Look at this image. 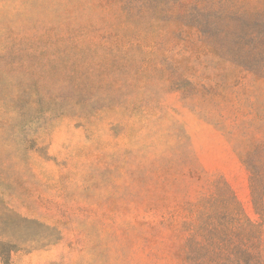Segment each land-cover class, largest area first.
Here are the masks:
<instances>
[{
    "label": "rangeland",
    "instance_id": "obj_1",
    "mask_svg": "<svg viewBox=\"0 0 264 264\" xmlns=\"http://www.w3.org/2000/svg\"><path fill=\"white\" fill-rule=\"evenodd\" d=\"M173 1L0 0V264H180L189 220L264 264L244 163L264 173V41L238 52L264 9L214 30ZM218 178L237 205L205 211Z\"/></svg>",
    "mask_w": 264,
    "mask_h": 264
},
{
    "label": "trees",
    "instance_id": "obj_2",
    "mask_svg": "<svg viewBox=\"0 0 264 264\" xmlns=\"http://www.w3.org/2000/svg\"><path fill=\"white\" fill-rule=\"evenodd\" d=\"M109 1V0H108ZM239 3L244 7L246 5L245 0H240ZM170 0H117L119 11L124 15L125 19L130 18L136 10V15L147 14L152 11V8H155L160 12H166L168 8V3ZM239 0H174L172 2V7H175V19H179L180 25H184L187 18H189V13L191 11H196V19H200V25L208 24L212 29L218 28V21H224L226 24L232 23L238 16L237 5ZM257 9H264V0H257L256 2ZM228 5V9L225 11H220L219 8L221 6ZM215 12V16H219L220 18L209 19L205 21V16H209V13ZM243 10V14H244ZM255 15L259 14L260 19L253 16L252 20L254 22H261L264 25V11L256 10L254 12ZM200 29V27H199ZM200 39L204 41L205 38L208 37L207 33H203L199 30ZM234 40L236 38L235 34L232 35ZM251 39L254 40L253 46L248 47V45L244 47H240L238 52L241 55H252L256 56L255 45L261 41H264V31L259 32L257 35H248ZM264 48V43L261 45ZM264 52V50H263ZM244 163L248 166L251 171L250 177V188H251V197L253 201V205L255 208L262 210L263 208V195H264V179L262 171H259V167L256 168V164L252 160V158H248L244 161ZM264 166V164L262 165ZM197 174V173H196ZM197 179H200V175L197 174ZM209 186V190H212V196L209 199H203V207L202 209L207 211V206L214 205L215 209V199H223L228 201H234L235 198L228 187L227 183L222 179L218 178L215 181L207 182ZM209 201L212 203L210 204ZM212 205V206H213ZM211 206V207H212ZM223 206V205H222ZM187 210H190L191 205H187ZM223 208V207H222ZM184 231H188V235L182 238V241L179 246V250L176 254V258L180 264H263V261L260 259L258 254L251 253L246 250H235L233 247V242L229 240L227 245H230L229 248L223 249L222 242L215 239L213 241V237H207L206 235H202V241L199 242L197 240V234L192 233L191 230L193 228L192 221H186L183 223ZM211 242L213 248L209 250L208 245ZM217 245H215L216 243Z\"/></svg>",
    "mask_w": 264,
    "mask_h": 264
}]
</instances>
